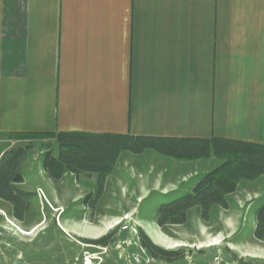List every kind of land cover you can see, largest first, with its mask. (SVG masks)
<instances>
[{
  "label": "crops",
  "instance_id": "0c3cea01",
  "mask_svg": "<svg viewBox=\"0 0 264 264\" xmlns=\"http://www.w3.org/2000/svg\"><path fill=\"white\" fill-rule=\"evenodd\" d=\"M56 132L264 145V0H0V133Z\"/></svg>",
  "mask_w": 264,
  "mask_h": 264
},
{
  "label": "rangeland",
  "instance_id": "374dc122",
  "mask_svg": "<svg viewBox=\"0 0 264 264\" xmlns=\"http://www.w3.org/2000/svg\"><path fill=\"white\" fill-rule=\"evenodd\" d=\"M17 145L33 146L19 188L34 200L24 221L0 200V264H264V240L254 237L264 175L241 180L229 208H214L209 222L193 209L186 224L161 229L159 206L190 193L221 159L123 151L104 182L96 173L69 172L55 182L42 165L47 152L57 154L55 137L17 140L0 133V150ZM142 233L182 257L153 258Z\"/></svg>",
  "mask_w": 264,
  "mask_h": 264
},
{
  "label": "trees",
  "instance_id": "16d2710c",
  "mask_svg": "<svg viewBox=\"0 0 264 264\" xmlns=\"http://www.w3.org/2000/svg\"><path fill=\"white\" fill-rule=\"evenodd\" d=\"M39 136L55 137L57 154L47 152L42 162L45 172L55 182H59L65 172L76 176L96 173L104 182L123 151L153 150L176 158L221 159L222 164L205 174L190 193L159 206L156 224L161 229L186 224L193 209L199 210L203 222H209L214 208H229L228 197L237 192L241 180L264 175V145L218 137H136L75 132L8 134L17 140H34ZM32 149V145H17L0 155V200L12 205V216L18 221L25 220L34 200L33 193L19 188L25 181L22 167ZM256 222L254 237L264 240V203L256 212ZM141 240L153 258L173 261L182 257L179 251L168 252L154 245L144 233Z\"/></svg>",
  "mask_w": 264,
  "mask_h": 264
}]
</instances>
